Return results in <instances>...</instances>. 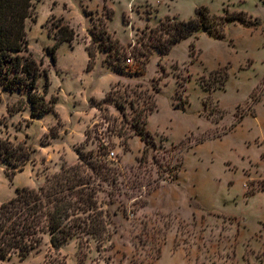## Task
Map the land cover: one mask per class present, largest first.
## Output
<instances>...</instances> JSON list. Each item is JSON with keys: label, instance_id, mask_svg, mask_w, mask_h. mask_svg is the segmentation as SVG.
<instances>
[{"label": "rangeland", "instance_id": "1", "mask_svg": "<svg viewBox=\"0 0 264 264\" xmlns=\"http://www.w3.org/2000/svg\"><path fill=\"white\" fill-rule=\"evenodd\" d=\"M34 5L30 51L48 74L47 99L57 102L54 112L32 119L30 106L22 107L27 94L0 81V140L34 150L12 179L5 171L14 168L0 157V205L17 188H39L64 167L82 164V154L108 226L102 238H74L59 250L47 234L26 260L16 253L0 264H264V200L246 199L264 192V173L256 168L259 178L245 182L243 175L249 160L264 164V122L250 117L232 131L264 95V0ZM200 6L216 16L227 9L245 24H216L219 37L197 32L167 56L153 49L163 20H187ZM62 17L77 37L59 47L54 63L48 31ZM102 31L112 39L102 42ZM44 85L42 77L41 93ZM116 102L125 104V115ZM8 106L23 109L10 114ZM137 128L151 132L147 149ZM101 154L109 164L103 169L95 161Z\"/></svg>", "mask_w": 264, "mask_h": 264}, {"label": "trees", "instance_id": "2", "mask_svg": "<svg viewBox=\"0 0 264 264\" xmlns=\"http://www.w3.org/2000/svg\"><path fill=\"white\" fill-rule=\"evenodd\" d=\"M34 11V0H0V81L3 88L9 92L27 94L26 101H22V107L30 106L32 119L54 112L57 102V99H47L51 86L48 74L30 51L27 21L34 17ZM88 13L85 10V14ZM239 13L246 15L243 11ZM237 21L244 23L227 9H224V15L216 16L211 14L208 7L200 6L195 8L194 15L187 20L175 17L163 20L157 30H162L164 34L155 39L153 49L167 56L177 44L197 32H206L217 38L214 25L218 24L219 28H224ZM54 27L48 31L54 39V44L47 50L51 60L56 63L59 47L63 43L72 44L77 33L63 17L57 19ZM165 34L168 36L164 37ZM99 37L102 42L112 39L107 31L100 32ZM220 37L222 38L221 35ZM112 47L113 45H110L109 49L112 50ZM87 50L90 57L88 69H91L95 54L90 47ZM42 77L45 78L43 93L39 89ZM116 105L125 115V104L116 102ZM22 107L14 111L8 106V112L14 114L21 111ZM96 108L109 113L108 108H104L101 102L96 104ZM240 120L236 121L233 127ZM136 134L146 143L147 149V143L152 137L151 132L145 128H137ZM33 153L34 150L26 142L15 144L0 140L1 159L7 167L14 168L12 171L6 168L5 174L9 179L17 172L23 171L31 161ZM101 155L95 158V161L100 169H103L109 164ZM91 157H95L94 153ZM80 163L82 164L64 167L39 188H17L16 196L0 205V260L11 259L16 253L22 261L26 260L42 245L47 234L56 250L74 238L88 243L89 236L103 237L108 223L105 213L98 205L96 188L92 182L93 175L88 173L89 169L84 165L82 154ZM92 172L99 174L95 169Z\"/></svg>", "mask_w": 264, "mask_h": 264}, {"label": "crops", "instance_id": "3", "mask_svg": "<svg viewBox=\"0 0 264 264\" xmlns=\"http://www.w3.org/2000/svg\"><path fill=\"white\" fill-rule=\"evenodd\" d=\"M153 116H154V114H152L149 117V120H148V128L150 130L152 129V127H151V125H152L151 124V119L153 118ZM250 117L255 118L259 123L264 122V95H263L261 101L258 102L255 105L254 115H247V116H245L243 119L240 120V122L237 125H235L234 127H232V131L236 130L243 122L247 121ZM260 144L262 145V147H260V148H263V152H264V136L262 137ZM262 159L264 161V153L262 155ZM244 166L246 168L245 171H244V174H243L244 175V182L246 180H249V179H251L252 181H254L255 179H258L259 178V175L260 174H259L258 170H256V168H259V167L262 168V171L264 173V164H262V163L249 160ZM259 197L261 198V200H264V192H260L258 194L250 195V196L246 197V199L250 203H254V202L258 201V198Z\"/></svg>", "mask_w": 264, "mask_h": 264}, {"label": "built area", "instance_id": "4", "mask_svg": "<svg viewBox=\"0 0 264 264\" xmlns=\"http://www.w3.org/2000/svg\"><path fill=\"white\" fill-rule=\"evenodd\" d=\"M128 62H130V60H128ZM246 187H247V185H246Z\"/></svg>", "mask_w": 264, "mask_h": 264}]
</instances>
